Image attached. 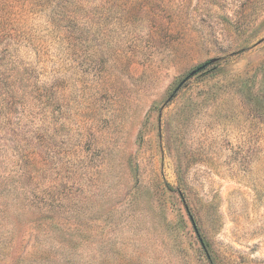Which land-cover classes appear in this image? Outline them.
Returning a JSON list of instances; mask_svg holds the SVG:
<instances>
[{"label": "rangeland", "instance_id": "1", "mask_svg": "<svg viewBox=\"0 0 264 264\" xmlns=\"http://www.w3.org/2000/svg\"><path fill=\"white\" fill-rule=\"evenodd\" d=\"M0 264H264V0H0Z\"/></svg>", "mask_w": 264, "mask_h": 264}, {"label": "trees", "instance_id": "2", "mask_svg": "<svg viewBox=\"0 0 264 264\" xmlns=\"http://www.w3.org/2000/svg\"><path fill=\"white\" fill-rule=\"evenodd\" d=\"M0 6H1V9L3 10L4 9V2L0 3Z\"/></svg>", "mask_w": 264, "mask_h": 264}]
</instances>
